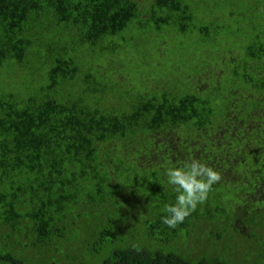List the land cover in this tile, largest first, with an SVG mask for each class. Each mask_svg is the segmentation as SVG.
<instances>
[{"label":"trees","instance_id":"16d2710c","mask_svg":"<svg viewBox=\"0 0 264 264\" xmlns=\"http://www.w3.org/2000/svg\"><path fill=\"white\" fill-rule=\"evenodd\" d=\"M129 31L165 66L138 88L105 71ZM192 161L220 179L169 228ZM0 264H264V0H0Z\"/></svg>","mask_w":264,"mask_h":264},{"label":"rangeland","instance_id":"374dc122","mask_svg":"<svg viewBox=\"0 0 264 264\" xmlns=\"http://www.w3.org/2000/svg\"><path fill=\"white\" fill-rule=\"evenodd\" d=\"M223 5V6H222ZM227 4H223V2H219V5L213 4L212 2H209L207 4V7H202L204 10H201L198 12V18L195 21V24L197 26L200 25H207V24H215L212 17L209 16V14L213 11H220L223 9ZM194 12H197V8L194 9ZM218 13V12H217ZM197 17V16H196ZM236 28V27H235ZM209 34L215 33V30L213 27H210L208 29ZM71 31V29L66 25H59L56 23H50V30L47 31L46 37L48 44H54L55 40L58 41V43L63 44L64 42L73 41L75 43V48L80 49L78 45H80L77 40L76 36ZM129 35V36H128ZM125 38L131 37L128 41L124 43V48L117 51L115 53L116 57H118V60L115 63L114 60V54L107 53L108 56H110L111 60L115 64L113 69H106L105 71H110V76L113 77L116 81L125 80L127 84H129L130 87H139L141 84V80L144 77L145 74L152 71V69L156 66L159 67H165L162 66V63L160 60L162 59V56L157 55L155 56L153 51H151L150 47H147V45H137L134 44L137 42L135 38H133L131 32L129 31L125 33V35H121ZM192 36V37H190ZM171 51L172 52H180V53H188L192 51V64L193 66H196L201 63H205V52L204 50H198L197 48L199 46H206L205 44H208L202 40V37L198 33H191L186 32L184 34L177 33V36L175 38H171ZM113 41L119 42V39H114ZM163 42V39H161V44ZM147 43L150 45H154L155 43L153 40H147ZM46 45V43H44ZM209 48V47H208ZM161 49V48H159ZM41 50L44 51V48L41 47ZM146 52L148 55H146ZM200 57V60L196 61V58ZM95 63V62H94ZM96 65H101L106 68H108L109 65L105 63V61H101V63ZM154 66V67H153ZM153 67V68H152ZM155 70H158L155 68ZM138 71L139 73L143 72V75L140 77H135L134 72ZM138 74V73H137ZM134 77V78H133ZM134 79V80H133ZM140 80L136 81V80ZM153 85V82H148ZM35 83L33 82V86ZM245 228H242L244 231Z\"/></svg>","mask_w":264,"mask_h":264},{"label":"clouds","instance_id":"9594fccd","mask_svg":"<svg viewBox=\"0 0 264 264\" xmlns=\"http://www.w3.org/2000/svg\"><path fill=\"white\" fill-rule=\"evenodd\" d=\"M165 175L178 193L175 204L166 209L168 215L162 218V222L169 228H176L183 223L198 204L207 199L213 184L220 179L217 172L197 161L183 168L166 169Z\"/></svg>","mask_w":264,"mask_h":264}]
</instances>
